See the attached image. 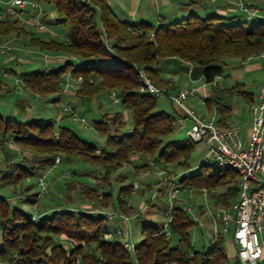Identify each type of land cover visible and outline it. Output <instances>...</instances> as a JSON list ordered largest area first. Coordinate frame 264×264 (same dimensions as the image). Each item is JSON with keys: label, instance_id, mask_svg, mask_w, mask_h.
<instances>
[{"label": "trees", "instance_id": "obj_1", "mask_svg": "<svg viewBox=\"0 0 264 264\" xmlns=\"http://www.w3.org/2000/svg\"><path fill=\"white\" fill-rule=\"evenodd\" d=\"M35 1L56 9L54 23L63 25L62 39L58 36L41 38L32 27L27 30L7 19H0V39L14 33L29 34L28 46L46 53H71L77 61L65 59L48 70L21 71L19 79L23 86L37 95L62 94L65 76L81 75L83 81L75 90L76 94L85 98L113 90L124 109L130 112L132 125L126 128L120 112L103 113L94 123L97 133L106 135L105 145L98 147L51 118L38 116L19 120L0 115V144L9 141L14 149L21 151L19 158L0 170L1 183L15 185L34 176L38 169L43 173L56 155H60L61 161L78 160L99 169V189L80 182V192L86 198L102 207L111 206L114 211L129 214L133 209L128 201L133 183L120 185L114 196L111 178L125 179L118 170L133 163V155H139L150 159L156 169L168 173L188 171L190 175L183 176L181 181L197 191L204 187L211 194L217 187L226 186L214 195L213 203L232 205L239 192L238 174L221 169L214 162H200L195 168L191 167L190 158L196 143L188 138L184 141L172 138L178 116L158 110L156 98L138 91L137 69H143L154 83L167 86V80L158 74L160 63L168 58L178 61L184 58L192 63V78L201 77L203 82L215 85V78L223 75L226 58L264 51V19H247L244 15L201 16L191 11L180 20L152 24L145 20L122 19L107 0ZM196 2L199 0L188 4ZM252 19L257 20L249 22ZM181 67L186 69L183 64ZM4 89L0 80V91ZM235 97L250 105L254 102L253 95L241 82L229 87L215 85L204 99L207 110L216 112L222 126L229 125ZM151 164L144 160L141 167ZM35 185L36 181L27 187ZM162 187L157 189L160 191ZM27 198L32 204L37 193ZM37 218L31 219V211L12 205L0 196V263L231 264L224 235H218L207 248H194L191 231L198 224L178 201L171 210L170 235L155 234L161 222L144 220L142 239L133 249L123 247L118 235L107 237L108 225L101 212L59 206ZM234 264H240L237 257Z\"/></svg>", "mask_w": 264, "mask_h": 264}, {"label": "rangeland", "instance_id": "obj_2", "mask_svg": "<svg viewBox=\"0 0 264 264\" xmlns=\"http://www.w3.org/2000/svg\"><path fill=\"white\" fill-rule=\"evenodd\" d=\"M47 11V18L54 20L57 16V11L54 7H48V6H42ZM43 19H45L46 14H43L41 16ZM257 19L249 20V22L256 21ZM25 28V27H24ZM27 29V28H25ZM53 29L56 33L59 34L58 38L62 39V32H63V25L62 24H54ZM28 30V29H27ZM29 38V34L17 35L16 33L13 34V36L9 37V42L11 43L13 49L9 51L8 53L0 54V80L5 83L9 88V92H0V114L3 115L4 118H6L4 113V110L10 111L9 114H13V112L16 110V112H20L16 117V119L22 120L23 117H21L22 109L17 104L18 100H22L23 97L27 99V103L25 104V110L27 112H35V117L43 116L45 118H51L56 122H59L60 124H64L72 128L76 134L83 140H86L88 142L94 143L98 147H102L105 145V139L106 135L97 133L92 131L90 128H85L77 119H72L71 115H66L63 112L64 106H69L73 109L75 108V114L77 116H83L87 123L91 126L94 125L95 121L99 120L101 118V115L103 113H115L120 112L122 114V117L126 121V128L131 127L132 125V119L131 114L128 110L124 109V107L121 105V103H112L108 93L106 91L100 92L95 96L92 97H85L82 98L78 94H67L65 96L64 94L56 93V94H47L44 95L43 98H40L39 95L36 93H33V91L26 89L21 80L19 79V73L21 71H44L48 70L50 67L45 66L42 62L44 60L43 53L37 54H31L32 50L31 47L27 45V40ZM31 52V53H30ZM240 58L243 59L244 57H230L225 59V63H223V75L217 76L215 78V85L219 86H227L229 83H231L233 80L241 81L245 84V88L252 92L256 93L258 92L259 86L262 81H264V57L262 58H254L249 63H255L259 62L258 67L253 68H247V64H242L240 61ZM64 62V61H63ZM61 62V64L63 63ZM241 69V73L239 76H233L234 73L232 70H238ZM4 71H7L8 73H11L10 75L6 76L4 75ZM220 77V79H219ZM203 81H196L195 84L200 86ZM208 89H211L214 87V84H206ZM70 91V92H71ZM58 97L59 101L54 102V98ZM157 103V109L162 110L171 114L177 113V110L175 108V105L171 103L166 97H159L156 99ZM6 104V105H5ZM185 105L193 107L198 110L199 112H206L207 107L204 102V99L202 97L196 98V97H188L185 102ZM234 107H236V113L234 116H232V119H229V125L237 124L243 134H246L249 122H250V105L243 101L239 97H235L233 100ZM236 105V106H235ZM2 108V109H1ZM186 129L180 130L176 127V130L174 134L172 135V138L177 141H184L187 139L186 136ZM10 151L13 156H15L16 151L13 149H9L8 145H4V151ZM21 152V151H20ZM206 152V150H200V144H195L194 150L192 152V156L190 158L191 162H195V160L198 162L201 156ZM199 154V156H197ZM205 155V154H204ZM9 156L8 154H4V152L0 151V168L2 163H4V157ZM11 157V156H10ZM12 158V157H11ZM199 158V159H198ZM133 163L125 165L122 169L118 170L119 175L121 177H125V179L115 180V177L111 178V182L113 184V195L115 196L117 194L118 187L122 184H131V183H137L138 187L135 190V192L132 195L131 203L135 205V207L132 206V211L128 214H125L129 216V221L133 216L137 214V208L140 209V211H144L143 213H140V218L138 219H132L130 226L127 225V228L129 230V239L136 243L142 239L141 234V225L144 220H150V221H156L161 222L164 218V208L166 205L165 202V188L162 187V190H156L153 188V185H161V175L158 174L155 165L151 164L150 159L142 158L141 160L134 159L132 157ZM6 165L11 162L10 159L6 158ZM147 161L151 165H148L145 168L141 167L142 161ZM200 163V162H199ZM139 165L138 167H134V165ZM199 165V164H197ZM195 165V166H197ZM193 166V168L195 167ZM192 167V166H191ZM134 169L139 170L141 172L138 174V176L134 175ZM70 170L71 175L69 178H64L62 174H64L65 171ZM99 169L91 167L89 165H86L82 163L81 161L75 160V161H69L66 162L65 160H62L56 168L53 170V172L48 175L50 178L55 175L53 178L54 185L52 189H48L44 195L41 197L36 198V201L32 204H30L28 200V196H31L33 193H37L38 186L37 184L35 186L28 187H19V185H12V184H1L0 183V196L7 199V201L12 202V205H15L19 208L25 209V211L29 212H36V214L43 213L44 209L43 206L47 203H56L55 201L59 199V206L68 207L71 209H82L87 210L92 213H96L95 211L99 210L102 212H110L113 211L111 206H100L99 204H94L96 201H93L91 198H86L81 192H80V182L90 186L95 187L99 189V177L100 173L98 171ZM60 171V172H59ZM181 172V171H180ZM178 172V173H180ZM42 174V170L38 169L35 171L34 176L27 177L23 179L21 182H25L24 185L35 183L36 177L38 175ZM57 174V175H56ZM48 176H46V180L48 179ZM120 177V178H121ZM68 181V182H67ZM49 183V180H47ZM69 183V184H68ZM66 184H68L69 187L66 188ZM132 184V185H133ZM163 184V182H162ZM226 186H220L217 187L211 194L208 196L206 200L213 203L212 200L215 197L217 193L221 192ZM19 189L18 191L14 192V196L12 199H10V196L13 195V190ZM129 193H131L129 191ZM144 193V196H143ZM48 197V198H47ZM146 197V198H144ZM19 199V200H18ZM183 199V200H179ZM178 202H183L186 205L190 206L194 212L198 210V205L205 200L203 196H201L198 193H183L179 196ZM22 201L21 205L20 202ZM28 202V203H27ZM140 202L142 204H140ZM116 211V210H115ZM191 214V213H189ZM191 216V215H190ZM137 218V217H136ZM201 222L199 223L196 221V223L200 226L195 227L191 231V240L192 244L195 249H200L203 246L208 247L209 245V235L211 233V221L208 216L201 215L200 217ZM38 220V218H37ZM232 236V230L230 231V234ZM229 261L231 264H234L235 259L233 257H229ZM3 264V263H0Z\"/></svg>", "mask_w": 264, "mask_h": 264}, {"label": "built area", "instance_id": "obj_3", "mask_svg": "<svg viewBox=\"0 0 264 264\" xmlns=\"http://www.w3.org/2000/svg\"><path fill=\"white\" fill-rule=\"evenodd\" d=\"M0 19L13 21L19 27H32L36 31L47 30L45 20L41 17L44 14L42 5L35 0H0ZM243 15L247 19L254 17L264 19V9L252 7L240 3ZM51 37L59 36L53 33ZM50 37V38H51ZM7 39H0V54L8 53L13 49ZM44 58L46 52H41ZM64 59L77 61L74 54H56ZM264 57V51L245 56L242 61L246 62L253 58ZM181 64L186 66L183 74L191 79L192 63L184 58H179ZM7 74V71L5 72ZM9 74V73H8ZM138 91L141 94L159 98L166 97L171 103L181 111V116L177 117L176 122L179 127L184 126L183 118H188L191 125L186 129V136L195 143H204L206 152L201 162H214L218 167L225 170H232L239 176V192L237 200L229 207L217 205L206 200L210 193L204 187L198 191L205 198L198 206V209L207 215L211 221V233L209 242L213 243L218 235H226L232 230V239L236 246V257L242 264H264V81L261 82L256 100L250 105V126L247 134H243L241 129L235 125L221 126L218 124V117L214 110L202 114L194 109L188 108L184 102L188 97H198V90L195 85L189 84L173 92L167 86L156 84L150 76L143 70L137 69ZM91 81L92 79L89 78ZM83 77L77 75L65 76L61 86V93L77 90ZM203 84H208L203 82ZM214 84V82L210 83ZM209 84V85H210ZM43 98L42 95H39ZM108 96L112 103H119V96L113 91L108 90ZM65 114L71 115L72 119H77L85 128H90L97 132L95 126L87 123L83 116H77L75 111L69 106L63 107ZM61 162V156L56 155L53 163L40 175L36 177L38 186L37 198L44 195L48 189L46 176ZM195 168V167H194ZM158 169V168H157ZM165 188V208L164 218L159 229L155 234L164 232L170 235L168 223L171 220V210L183 193H194L196 189L181 181L183 176L188 177V171L180 173H168L157 170ZM70 170L62 174L64 178H69ZM138 184L132 185L131 193L128 197L130 202L132 195L137 189ZM181 208L188 213L193 209L183 202H178ZM104 214L108 225L107 237L118 235L123 247L133 249L135 243L129 239V216L117 211H95ZM40 214L31 212V219H35ZM194 221H198L195 214L191 215ZM200 223V222H199ZM168 264V263H165Z\"/></svg>", "mask_w": 264, "mask_h": 264}, {"label": "crops", "instance_id": "obj_4", "mask_svg": "<svg viewBox=\"0 0 264 264\" xmlns=\"http://www.w3.org/2000/svg\"><path fill=\"white\" fill-rule=\"evenodd\" d=\"M107 1L109 2L113 11L122 19L130 21V22H135L138 20H145V21H148L152 24H157L160 21L161 22L162 21L170 22V21L180 20V19L186 17L188 15V13L191 11L196 12L201 16L220 14V15L243 17V12H242L240 3H243V4L248 5V6L258 7L260 9H264V0H199V2H196L193 4H188V2L191 0H107ZM43 10H44V14H46V17L44 20L46 23L47 30L35 31V34L41 38L49 39L51 37L50 36L51 34L56 33L53 29V26L55 23H54V20L47 18V11L44 9V7H43ZM31 50H32L31 51L32 53L30 52L31 54H37V55H38V53L40 54V51L36 48L31 47ZM46 54H47L46 58L44 60H42V62L45 66L51 67L55 64H60L61 62L65 61V59L59 55H56L53 53H46ZM253 59H251V60H253ZM240 60H241L240 62L242 64H245V65L247 64V68L248 67L249 68L250 67L251 68L258 67L260 65L259 62L249 63L251 60L243 62L241 58H240ZM181 65L182 64H180L176 58L164 59L159 65V69H158L159 77L164 79V80H167V82H168L167 87L173 92H176L180 88L187 86L189 84L195 85L197 87V90H198V97H196V98L202 97L203 99H205V97H207L211 93V89H208L207 85L206 84L204 85L203 82L201 83L200 86L195 84L196 81L202 80L201 77H198V78H192L191 77V79L187 78L183 74L184 69L181 67ZM5 72L6 71H4V75H6V76L11 74V73L8 74V72H7V74H5ZM232 72L234 73L233 76L237 77L241 73V69L232 70ZM219 79H220V77H219ZM234 82H241V81L233 80L231 83H229L225 87L231 86ZM241 83H243V82H241ZM3 84H4L5 89L2 90V92H9L10 88L5 83H3ZM247 92H249L253 95V101H255L257 94L256 93L254 94L248 90H247ZM33 93H35V92H33ZM73 93L74 92H72V91L71 92L68 91L64 95L67 96V94H73ZM58 101L54 100V102H58ZM26 103H27V99L25 98V96L23 97L22 100L17 101V104H19V106L21 107V109L23 111L21 114V117H23V119H30V118L35 117L34 116L35 112H32V111L27 112L25 110V104ZM187 107L196 110L193 107H190V106H187ZM175 108L177 110L176 115L178 117L181 116V111L179 110V108L176 106H175ZM74 111H75V108H74ZM207 112H209V111L207 110L206 112H200V113L206 114ZM4 113H6L5 114L6 118H16V117H18L17 115L20 112H18V111L16 112V110H15L13 112V114H9L10 111L4 110ZM235 113H236V107H234V104H233L230 119H232V116H234ZM110 115H111V113H110ZM1 116L3 117V115H1ZM183 122H184V126L182 128H180L178 123L176 122V126L180 130L187 129L191 125V121L188 118H183ZM233 125L238 126L237 124H233ZM249 126H250V124H249ZM248 131H249V127H248L246 134L248 133ZM5 144L8 145V148L10 150L13 149L16 151L15 156H13V155L11 156L13 158L10 157L11 153L9 150L4 151V145ZM196 144H200V150H204V149L206 150V145L204 143H196ZM0 151L4 152V154L9 155L7 157H4V163H2L0 170L5 168L4 166L7 163L6 158H11L10 160H13V159H17L21 156L20 150L14 149V146L9 141L0 144ZM204 154H205V152H204ZM204 154L202 156L200 154V159L198 158L199 159L198 162L196 160H195V162L190 161V165L193 167V166L199 164V162L202 161ZM197 156H199V154ZM132 157L134 159L136 158L139 161L141 160V156H139V155H133ZM53 170L50 172V174L53 172ZM140 173L141 172H139V170L134 169V175L138 176V174H140ZM50 174H48V175H50ZM50 176H48L47 180H49V183H48L49 189H52V187L54 185L53 178L55 177V175L52 176L51 178H50ZM0 183H1V181H0ZM24 183L25 182H20V183H17L16 185H19L20 188L21 187H27L28 185H30V184H28L25 186ZM161 185H162V181H161ZM159 186H160V184L153 185L152 186L153 191H154V189L156 191ZM18 190L17 189L13 190V195L10 196V199H12V197L14 196V194H15L14 192H16ZM194 193L200 194L199 191H197V190ZM143 196H144V193H143ZM144 198H146V197H144ZM181 200H183V199H181ZM12 202H10V203H12ZM17 202H20V204L22 203L21 200L17 201ZM55 202L56 203H53V204L50 202L48 204L46 203L45 206H43V209H44L43 213L44 214L49 213L54 208L59 207V204H60L59 199L56 200ZM212 202H214V199L212 200ZM140 204H142V203L140 202ZM21 205H23V204H21ZM131 205L133 207H135V205L133 203H131ZM143 212L144 211L141 212L140 209L137 208V214L131 218L128 225L130 226L132 219H138L137 215L140 213H143ZM192 214H195L197 216V218H199V220L201 221L200 217L203 213L201 212L200 209H198L196 212L193 211L190 215H192ZM203 215H205V214H203ZM198 226H200V225H198ZM229 234L230 233L224 235L226 254L228 256V259H229V257H233L235 259L236 258V246H235V243L232 239V236ZM262 237H264V235H262ZM240 264H242V263H240Z\"/></svg>", "mask_w": 264, "mask_h": 264}]
</instances>
